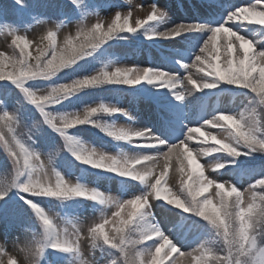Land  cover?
Returning <instances> with one entry per match:
<instances>
[{"label": "snow or ice", "instance_id": "1", "mask_svg": "<svg viewBox=\"0 0 264 264\" xmlns=\"http://www.w3.org/2000/svg\"><path fill=\"white\" fill-rule=\"evenodd\" d=\"M13 2L21 13L28 8ZM69 5H57L64 19L38 43L0 19L13 47L11 55L0 51V148L12 165L0 178V223L22 228L30 212L41 229L19 252L37 264L67 256L96 264L81 247L79 214L90 205L100 216L84 238L90 253H107L111 264H264V0H214L208 14L181 4L192 15L179 22L156 2L134 23L131 8L110 21L100 16L122 7L111 0ZM90 15L95 23L86 22ZM73 22L76 32L58 42ZM140 38L161 47L158 62L128 67L103 59L111 42ZM98 60L101 67L88 71ZM108 86L130 93L138 109L151 106L155 119L143 122L119 102H88ZM232 90L248 101L242 110L189 111L193 93L202 100ZM10 93L18 107H7ZM90 129L118 150L108 151L103 137L84 139ZM204 157L214 175L205 174ZM105 182L118 184V195L102 190ZM54 200L71 213L70 227L44 206ZM0 264L19 260L0 246Z\"/></svg>", "mask_w": 264, "mask_h": 264}, {"label": "rangeland", "instance_id": "2", "mask_svg": "<svg viewBox=\"0 0 264 264\" xmlns=\"http://www.w3.org/2000/svg\"><path fill=\"white\" fill-rule=\"evenodd\" d=\"M0 1H4V0H0ZM153 2L158 3L159 6L162 8H166L171 18L176 22H179L180 20L188 19L192 15V13L190 12L181 10L180 8L181 4L185 6V9H188L189 6L193 3L199 5L200 14H208L214 11V9L209 7V4L213 3L214 0H130V3L129 0H121V2H118L119 4L122 5V7H120L119 9L106 8L104 10H100L99 14L100 16L105 18L106 21H110L111 18L114 16L115 11L119 10L123 14L126 13L129 10V8H131L134 13L133 15V23H134L136 17L144 18L147 15V12L149 10L147 6ZM215 2H218V0H215ZM229 2L243 5L246 2V0H229ZM139 4L145 5V9L143 11H140L136 8V6ZM96 18H97L96 15H90L88 16L86 22L88 24L95 23ZM60 20L62 19H54L48 16L39 19H35V18L27 19L28 22L26 24L23 22V24L19 23L15 25L19 26L21 35H27V37L30 40L34 41L35 43H38L40 41V38L46 33L47 29L49 27H52L54 23L59 22ZM76 30H77V25L75 22L62 28V30L58 34V42L60 40H63L65 34L69 32L74 34ZM138 41L142 42V43L135 42V43H139L141 46L139 51L136 50V52L132 51L129 54H121L117 58L111 59L116 62V66H128V67L134 65L147 66L150 61H156V62L159 61L160 53H161L160 46H155L150 41H147L143 38L138 39ZM155 49H159V51H155ZM0 51H4L8 55H11L13 52V47L11 46V37L7 35L6 30H0ZM99 67H101V65ZM99 67L98 65L97 67H91L89 71H93ZM123 95H125V93H122L121 95L111 96L109 97V101L113 103L119 102L124 107L130 109L133 115H136L137 111H139V115L143 122H149L148 118H151L152 120L155 119L154 109L151 106L140 105L138 109L137 105L132 100V98ZM193 96L202 97L203 93H193ZM193 96L188 97V99L192 101V106L190 107L189 111L193 115H195V113L198 112L201 107L205 108L207 111H213V110L238 111V110H242L243 107L248 103V101L244 97L239 95V92H232V91H226L223 93L216 92V94L204 97L202 100H194ZM94 99L98 100L99 98H94ZM92 101H90L89 103H91ZM16 106L17 104L12 102L11 104H7V107L9 109H12ZM79 107H83V106H79ZM117 122L122 125L129 123V121L126 118H119ZM136 126H141V125L140 123H137ZM191 126H198V125L193 124ZM88 141L95 142L90 140ZM121 146L126 147L123 145ZM106 147L107 150L110 152H115L118 150L115 143L111 142L110 140H107ZM0 152L1 154L4 153L6 155L5 159H7V154L4 152L2 148H0ZM1 159L2 157L0 155V160ZM211 161H212L211 157H204L201 159V163L205 164L206 175L215 174L214 169L208 167V163ZM11 173H12V165L11 162L7 159L6 162H3L0 165V178H3L4 176H10ZM224 179H228V177H224ZM242 183L246 188L247 183L243 181ZM100 186L102 190L106 189L110 191L112 195H118V190H119L118 184H115L114 182H105L102 183ZM44 206L50 209V211L53 213L57 224H59L61 227L64 226L70 227V225L67 222L68 220L72 219L71 213L69 212V210L65 208V206L60 201L54 200L50 203L46 202ZM99 216L100 213L98 211H93L90 205L87 206V211H82L79 214V220L82 226L81 247L85 255V258L96 261V264H111L112 257H109L107 253L101 254L99 250H96L94 254L90 253V242L88 239L84 238L87 235V227L90 226L92 223L96 222ZM21 224L23 225L22 228H13L9 230L6 228L4 224L0 223V246L6 247L9 253L17 255L19 264H22L19 247L23 245L26 239L30 240L32 238L33 232L39 233L41 231L39 227V221L33 215L23 217ZM17 237H19V240H17ZM192 247H195V245H192ZM190 250L191 248L184 249V251H190ZM183 259H188V258L185 257ZM61 264H73V258L71 256H67L61 261Z\"/></svg>", "mask_w": 264, "mask_h": 264}, {"label": "trees", "instance_id": "3", "mask_svg": "<svg viewBox=\"0 0 264 264\" xmlns=\"http://www.w3.org/2000/svg\"><path fill=\"white\" fill-rule=\"evenodd\" d=\"M90 2L91 0H85L86 4ZM118 2H121V0H111V3H118ZM25 3L28 5V8L23 10V13H21V11L14 5L13 0L0 1V7H2L3 9V16L0 19H2L5 22H10L13 24H19V23L23 24V22L26 24L28 22L27 19H34V18L39 19L48 16L54 19H64V17L58 15L57 5L66 6L65 10L70 9L69 0H25ZM29 13H31V15H29ZM135 42L142 43L141 41H138V39L111 42L112 46L111 48L108 49L103 59L107 61L109 59L111 60L117 58L121 54H129L132 51L136 52V50L139 51L141 46L139 43H135ZM97 65L98 67L101 65L99 60L87 66V70L89 71L91 67H97ZM118 87L120 86H108L109 90H97L88 99V102L92 101L94 98H99V99L102 98L109 101V97L115 95H121L122 93H125V95L123 96H128L129 98H132L130 93L123 91H116L115 89ZM232 92H238V90H232ZM9 95H10V99L8 100L7 104H11V102L16 103L18 96L15 93H10ZM79 106H83V105H79ZM16 107H18V104ZM82 135L84 139L90 141H97L98 137H103L105 143L107 142V140H110L109 138L104 137L103 133H99V131L95 129H90L89 131L83 133ZM58 143L62 144V141H58ZM0 155L2 157V159L0 160V165H1L3 162H6L7 159H5L6 155L4 153L1 154L0 152ZM260 164L261 162L257 161V167H259ZM29 215L32 214L29 212L25 216H29Z\"/></svg>", "mask_w": 264, "mask_h": 264}, {"label": "clouds", "instance_id": "4", "mask_svg": "<svg viewBox=\"0 0 264 264\" xmlns=\"http://www.w3.org/2000/svg\"><path fill=\"white\" fill-rule=\"evenodd\" d=\"M22 259V264H37V261L32 256H25L23 253H20Z\"/></svg>", "mask_w": 264, "mask_h": 264}]
</instances>
